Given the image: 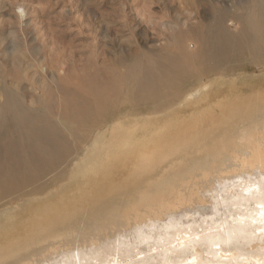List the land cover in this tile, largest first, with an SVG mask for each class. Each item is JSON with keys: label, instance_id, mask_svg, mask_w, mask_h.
Wrapping results in <instances>:
<instances>
[{"label": "rangeland", "instance_id": "374dc122", "mask_svg": "<svg viewBox=\"0 0 264 264\" xmlns=\"http://www.w3.org/2000/svg\"><path fill=\"white\" fill-rule=\"evenodd\" d=\"M250 3L0 0V161L7 158L8 140L16 136L8 125L3 127V120L22 111L38 128L53 125L72 149L59 166L39 169L25 179H0V211L26 198L57 199L63 195L75 199L80 190L91 193L90 182H77L70 174L85 151L93 149L98 135L102 134L101 143L120 142V133L127 131L139 133L138 139L146 125L162 124L172 115L188 117L198 108L183 105V100L201 86L207 87L193 101L214 102L233 90L231 87L243 93L264 87V59L253 60L248 55L245 61L233 62L215 73L204 72L193 59L201 46L195 31L198 25L204 26L208 17L225 7L233 9L229 17L233 19L239 7L242 12ZM181 28L187 30L182 46L191 58L187 65L193 74L177 88L169 105L127 100L137 94L136 88H128L131 71L151 57L180 52L174 41ZM106 96L108 101L102 98ZM83 114L88 120L80 124L77 117ZM116 124H122L123 130H116ZM124 160L107 176L110 182L117 184L127 178L131 162ZM115 200H120L118 195Z\"/></svg>", "mask_w": 264, "mask_h": 264}, {"label": "bare ground", "instance_id": "6f19581e", "mask_svg": "<svg viewBox=\"0 0 264 264\" xmlns=\"http://www.w3.org/2000/svg\"><path fill=\"white\" fill-rule=\"evenodd\" d=\"M239 10L240 7L231 19L233 9H217L204 26L195 28L201 46L193 59L204 72L227 69L233 62L245 61L248 55L253 60L264 59V0H251L245 12ZM186 33L181 28L174 41L180 52L163 53L157 59L151 57L145 65L131 71L128 88H136L137 94L127 100L153 101L156 106L171 103L177 88L194 72L187 65L191 58L182 46ZM206 87L197 88L196 93H189L183 100V105L198 108L188 117L172 115L162 124L146 125L138 139L139 133L127 131L120 133V142L101 143L102 134L98 135L93 149L85 151L70 174L77 182H90L91 193L80 190L75 199L63 195L57 199L26 198L1 210L0 264L59 259L77 245L83 247L93 230L130 213L142 193L179 188L195 177L198 167L210 162L209 157L230 154L241 147L238 144L241 140L247 142L249 162L258 171L264 168V87L251 93L231 87L233 90L214 102L203 98L193 101ZM102 98L109 100L107 96ZM77 120L84 124L88 119L83 114ZM6 125L16 136L6 144L7 158L0 161V179H25L39 169L61 165L72 152L71 144L55 133L53 125L36 127L26 111L4 119L3 127ZM114 128L123 130L122 124ZM123 159L131 162L127 178L117 184L110 182L107 176ZM116 195L119 201H114Z\"/></svg>", "mask_w": 264, "mask_h": 264}, {"label": "clouds", "instance_id": "9594fccd", "mask_svg": "<svg viewBox=\"0 0 264 264\" xmlns=\"http://www.w3.org/2000/svg\"><path fill=\"white\" fill-rule=\"evenodd\" d=\"M238 144L179 188L142 193L83 247L29 264H264V168L249 162L246 141Z\"/></svg>", "mask_w": 264, "mask_h": 264}, {"label": "water", "instance_id": "95a60500", "mask_svg": "<svg viewBox=\"0 0 264 264\" xmlns=\"http://www.w3.org/2000/svg\"><path fill=\"white\" fill-rule=\"evenodd\" d=\"M107 205V204H106ZM110 206V204H108V207Z\"/></svg>", "mask_w": 264, "mask_h": 264}]
</instances>
